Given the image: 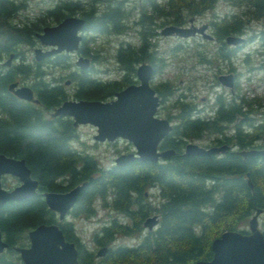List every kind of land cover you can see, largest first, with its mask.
<instances>
[{
	"label": "trees",
	"instance_id": "trees-1",
	"mask_svg": "<svg viewBox=\"0 0 264 264\" xmlns=\"http://www.w3.org/2000/svg\"><path fill=\"white\" fill-rule=\"evenodd\" d=\"M122 1L86 0L85 7H81L79 0H57L51 8L41 11L42 15L57 21L80 10L78 16L84 20L81 30L93 34L126 31L131 26L127 22L128 11L132 8L140 11L138 20L132 22L137 24L138 44L120 41L115 51L118 67L125 75L119 79H102L92 74L89 63L78 72L70 70L67 76L75 85L72 98L106 100L133 81L135 65L141 62L150 64L152 73L160 72L164 66L162 56L155 54L150 41L156 34L155 29L166 23L181 24L186 13L202 14L217 0H134L129 9ZM228 1L236 6L244 5L243 12L251 11L256 18L263 17L258 37L262 55L259 67L264 70V0ZM24 5V0H0V152L23 158L30 175L37 180V192L21 200H8L0 206V233L7 243L0 252V264H22L13 246L27 245V231L39 223H57L64 238L74 243L78 261L92 264L90 251L77 240L71 223L57 222L55 212L46 206L41 195L44 190L64 191L81 181L86 183L70 213L87 215L92 212L90 205L94 197L106 198L111 193L115 211L138 217L131 227L104 226L96 231L102 244L108 242L112 231L135 230L138 221L149 211L158 215L155 228L142 235L137 244L110 249L96 264H125L127 261L131 264H193L198 259H209L212 238L223 230L243 231L244 227L237 224L244 225L255 210L264 209V154L242 155L239 150L226 149L217 154H182L188 138L203 135L221 134V139L216 138L218 143L231 142L239 149L250 147L262 129L251 116L256 109L253 101L258 98H245L237 93L225 98L217 94L213 97L212 116L205 117L194 115V104L178 96L173 104L175 114L166 116L169 122L171 117L175 121L170 122L169 132L159 143L160 148L173 149L167 159L152 162L134 158L120 165L102 167L90 152L72 145L77 132L71 119L48 113L66 99V93L53 79L48 81L39 62L32 64L22 56L20 46L35 43L34 33L41 29L36 21L42 18L20 17L19 22L16 16ZM240 21L235 13L219 15L212 21L217 29L216 40L220 43L224 41L223 35L239 33ZM85 40L87 37L82 34L77 48L82 55L88 53ZM9 53L18 61L5 66L2 61ZM63 56L65 58L64 53H58L50 60L63 64L66 60H61ZM18 78L27 79L21 82L32 88L39 104L19 99L7 89V84ZM152 87L160 100L173 94L167 82L160 81ZM256 104L260 105L259 101ZM236 114H241L238 122ZM229 123L233 131L224 134L223 129ZM151 186L159 198L155 204L145 202L142 197L143 191ZM262 234L264 238V230Z\"/></svg>",
	"mask_w": 264,
	"mask_h": 264
},
{
	"label": "water",
	"instance_id": "water-1",
	"mask_svg": "<svg viewBox=\"0 0 264 264\" xmlns=\"http://www.w3.org/2000/svg\"><path fill=\"white\" fill-rule=\"evenodd\" d=\"M83 18L77 15H66L54 24L44 25L40 31H35V37L43 46H35L32 55L35 60H41L60 51H75L80 42V29ZM205 23L199 26H179L166 24L159 30L162 35L188 36L199 33L204 38H211L205 32ZM243 38L228 34L224 37L226 43L236 44ZM12 58L9 53L2 61L8 66ZM74 63L80 68L86 67L88 59L77 55ZM152 74L151 65L145 62L135 67L137 82L130 83L115 91L113 97L107 100L100 99H71L62 100L49 112L50 116H68L73 126L80 123H89L95 127L93 139L114 140L117 137L128 140L133 146V152H121L113 158L116 165L123 164L134 158L138 160L155 162L158 159H167L173 149L157 147L159 141L166 135L171 123L165 117L155 115L159 104V96L149 84ZM220 85L231 89V75L220 74L217 77ZM7 89L17 98L25 101L37 102L32 88L12 80ZM226 144L202 146L188 141L183 146V155H203L223 152ZM242 155L264 154L263 149L239 150ZM14 175L18 183L10 188L1 185V176ZM81 181L64 191H41L46 206L56 213L57 222L61 221L66 211L73 205L77 194L85 185ZM249 186L251 183L247 180ZM37 180L30 175V170L23 158L12 157L0 152V206L8 200H21L35 194ZM260 208L248 218V233L239 230H223L212 238L210 259H198L193 264H264V238L262 231L257 227V214ZM157 222L156 215L146 216L142 224L150 230ZM28 244L14 245L22 264H83L77 259V249L74 243L64 238L57 223H39L27 231ZM7 247L6 241L0 233V252ZM105 247L100 248L96 254H103Z\"/></svg>",
	"mask_w": 264,
	"mask_h": 264
},
{
	"label": "rangeland",
	"instance_id": "rangeland-1",
	"mask_svg": "<svg viewBox=\"0 0 264 264\" xmlns=\"http://www.w3.org/2000/svg\"><path fill=\"white\" fill-rule=\"evenodd\" d=\"M25 5L16 18H27L28 20H37V16H42L36 23L40 27L44 25L54 24L57 21L53 20V17L48 15H42L41 11L51 8L57 0H24ZM74 1V0H73ZM81 1V7H85L83 3L86 0ZM123 5L128 9L132 7L134 0H123ZM246 7L236 6L228 0H217L213 7L204 11L202 14L196 15L194 19L198 22L212 19L214 13L219 15L224 12L235 13L238 15L240 26L239 33H229L235 36H241L242 41L238 42L235 46V54L231 55L228 59H221L217 53L219 42L213 39L204 38L199 35H190L186 38H181L177 35H162L159 33L160 27L155 29L156 34L150 39L153 42V49L155 54L162 56L164 63L163 68L160 72L153 73L149 79V84L157 85L160 81L167 82L169 87L172 88L173 94L160 100L159 105L155 110V115L159 117H165L167 115L173 116L176 112V107L173 106L176 98L181 96L185 100H190L195 106L207 107L213 101V97L217 94H221L223 97L228 96V88L219 85L216 80V75L220 71L226 70L228 65L232 68L233 73H237L235 76V83L237 86L236 93L239 96L245 98H258V101H253V105L256 109L252 111L251 116L255 119L264 117V70L259 67V63L262 59L260 52V42L258 33L262 28V16L254 17V14L249 12H243ZM80 10L72 12V15H79ZM71 14V13H70ZM192 14L186 13L184 21ZM27 16V17H26ZM159 19V18H158ZM131 25L124 33H86L81 31L87 37L84 42V46L88 49L87 54L82 56L86 57L92 66V74L102 79H119L125 75L121 68L118 67V63L115 58V51L120 41H130L131 44H138L139 38L137 37L134 29L137 28L135 25L128 22ZM169 24V23H166ZM164 24V25H166ZM163 25V26H164ZM201 25V23H200ZM162 26V27H163ZM196 26V25H195ZM199 26V25H198ZM38 29L36 31H40ZM206 33H209L205 30ZM210 34V33H209ZM211 35V34H210ZM92 36V39L89 37ZM212 36V35H211ZM175 45L177 47H175ZM223 45L226 44L223 41ZM35 46H40L44 49L37 38L33 45L22 44L20 49L22 56L29 59V62L35 64L40 63V67L44 72V75L49 80L61 85L62 89L66 93V98H72V92L74 89V82L69 79L67 72L79 71L80 67L74 63L77 51L72 54H65L61 58L65 62L63 64L46 61L44 58L41 60H35L32 55V49ZM6 57L3 58V60ZM46 58V57H45ZM47 59V58H46ZM18 61L17 57H12L11 61ZM10 61V62H11ZM136 66V65H135ZM43 75V76H44ZM130 79L129 76L126 77ZM18 80L26 82L27 79ZM17 80V81H18ZM29 80V79H28ZM18 81V82H19ZM23 82V83H24ZM108 97L107 99L111 98ZM205 110V109H204ZM203 110V111H204ZM171 123H174L173 117L169 118ZM76 137L71 140L73 146L79 150H87L94 158L97 163L102 167H108L113 163V158L121 152H127L130 150V143L126 139L116 138L115 140H104L99 141L93 139L95 133V127L89 123H80L75 126ZM209 136L203 135L199 138H188L186 141H191L196 144L205 146L209 144ZM130 144V145H129ZM18 183V179L11 174H4L1 176V185L5 188H10ZM147 195L143 196V199L149 201L150 204L158 202L156 189L151 186L146 190ZM109 201V199H108ZM111 202V200H110ZM92 212L85 215L82 213L66 214V221H69L73 227L74 233L78 237V240L86 247L96 249V242L94 241V232L98 231L100 226L105 222L109 224L111 217H118L121 220H126L119 212L110 210L109 207L104 206L100 196L94 197L91 201ZM155 211H149L146 215H149ZM122 216V217H121ZM259 221V227L264 226V209L257 215ZM250 217V215H249ZM248 217V218H249ZM134 220H138V217H133ZM143 219V218H142ZM141 220L136 224L137 228L128 233L116 231L114 234V242L130 245L135 243L141 234L145 232V229L141 225ZM129 221V220H128ZM132 224V221L130 222ZM238 223V222H237ZM134 224V223H133ZM139 224V227H138ZM240 227L247 228V223L244 225L239 223ZM243 225V226H242ZM131 226V225H130ZM125 264H131L127 261Z\"/></svg>",
	"mask_w": 264,
	"mask_h": 264
},
{
	"label": "flooded vegetation",
	"instance_id": "flooded-vegetation-1",
	"mask_svg": "<svg viewBox=\"0 0 264 264\" xmlns=\"http://www.w3.org/2000/svg\"><path fill=\"white\" fill-rule=\"evenodd\" d=\"M124 6V5H123ZM125 7V6H124ZM126 8V7H125ZM139 9L138 8H132V10H130V11H128V15H127V22H130L131 24H133L132 22H135L136 20H138V18H139ZM215 14V16H212L213 18L212 19H209V20H205V21H203V22H198V21H196L195 19H194V17L196 16V15H191V16H189L187 19H186V21H182V23L181 24H175V25H179V26H186V25H192V26H198V25H200V23L202 24V23H205V30H207L211 35H212V38H210V39H213L214 38V41H216V35H217V33H216V31H217V29H215V27H214V25H213V23H212V21H214L215 19H218L219 18V14L218 13H214ZM57 21H59V20H57ZM133 25H135V26H137V24H133ZM82 31V30H81ZM80 31V32H81ZM136 31H137V28H135L134 29V32L136 33ZM125 31H123V32H121V33H124ZM80 35H82L81 33H80ZM136 35H137V33H136ZM193 35H199L200 36V34L199 33H194ZM226 35V34H225ZM225 35H223L222 36V38L225 36ZM190 36V35H189ZM189 36H187V37H189ZM179 37H181V36H179ZM181 38H186V37H181ZM223 40V39H222ZM221 41V40H220ZM223 42V41H222ZM222 42H220L219 44H218V48H217V53H218V55L220 56V58L221 59H228V61H229V59H230V57H231V55H234L235 54V46L236 45H239V44H229V45H226V47L223 45V43ZM225 43V42H224ZM44 48H48L47 46H43ZM63 52H66V51H61V52H58V53H63ZM73 52H75V51H73ZM58 53H55V54H58ZM72 54V52H67V53H65L66 55L67 54ZM55 54H52V55H50V56H48L47 57V59H46V61H50V58H52V56H54ZM82 55L80 52H78L77 51V54H76V56L77 55ZM75 60V59H74ZM89 64H90V62H89ZM89 64H88V66H89ZM138 65V64H137ZM136 65V66H137ZM135 66V67H136ZM228 68L226 69V70H224V71H220V73L218 74V75H220V74H230L231 75V89H229L228 87V93H229V97L230 96H232V95H234L235 93H236V90H235V86H236V83H235V76H236V74L237 73H233V71L231 70L232 68L230 67V65H228L227 66ZM134 74H135V71H134ZM153 74V73H152ZM218 75H216V80H217V77H218ZM218 81V80H217ZM137 82V79H136V75H134V78H133V81L132 82H130V83H136ZM130 83H128V84H130ZM218 84H219V82H218ZM127 85V84H126ZM126 85H124V86H126ZM220 85V84H219ZM123 86V87H124ZM224 87H226V86H223V88ZM154 89V88H153ZM155 91V90H154ZM156 93V92H155ZM33 94H34V92H33ZM114 94V93H113ZM157 94V93H156ZM158 95V94H157ZM34 96H35V94H34ZM112 97H113V95H112ZM228 96H225V98H229ZM215 98V97H214ZM71 99H76V98H71ZM214 100V99H213ZM159 102H160V97H159ZM33 103H35V104H39L38 103V101L37 102H33ZM159 105V104H158ZM205 105H203V106H200V107H198V106H195L194 105V115H199V116H205V117H207V116H209V117H211L212 116V113L214 112V107H215V105H213V101H212V103L210 104V106H207V107H204ZM157 108V107H156ZM205 109V110H204ZM204 110V111H203ZM51 111V110H50ZM50 111H48V113L50 112ZM241 114H236V119H235V121L236 122H238L239 120V118L241 117L240 116ZM70 118V117H69ZM263 117H261V118H258V119H256V121H255V125H257V126H262V129H261V132L260 133H258V137L256 138V139H253V141H252V143H251V145H250V147H247V148H242V149H239L238 147H237V145H234V144H232L231 142L230 143H223L222 142V144H226L227 145V148H226V150H232V151H238V150H244V149H263L264 148V125H261V124H263L264 123V120L262 119ZM71 119V118H70ZM263 121V122H262ZM71 122H72V120H71ZM73 125V124H72ZM77 126V125H76ZM75 127V126H74ZM230 127H232L231 126V123H229V125L227 126V127H225L224 129H223V133L224 134H228V133H230V132H232L233 130H231L230 131ZM221 135V134H220ZM220 135H218V136H209L210 138H209V144L210 145H221V143H218V141L219 140H217L216 138H218V139H221V137L222 136H220ZM117 138H119V137H117ZM116 139V138H115ZM114 139V140H115ZM104 141V140H103ZM130 143V142H129ZM159 143H160V141H159ZM159 143H158V145H157V147L159 148V149H163V148H160L159 147ZM131 144V143H130ZM129 144V145H130ZM205 146H208V145H205ZM166 148H168V147H166ZM129 151H131V152H133L134 150H133V146H132V144L130 145V150ZM217 153H222V152H216V153H214V154H217ZM260 155H263V154H260ZM257 156H259V155H257ZM159 160V159H158ZM161 161L162 160H165V159H160ZM113 164V163H112ZM69 189V188H68ZM67 190V189H66ZM145 195H147V192L146 191H143V193H142V197L143 196H145ZM113 196H112V194L110 193H108L107 194V197L106 198H103V197H101V199H102V202H103V204H104V206H107V208L109 207V203H110V210H114V208L112 207V200H113V198H112ZM108 199H109V201H108ZM110 200H111V202H110ZM144 201L145 202H147L145 199H144ZM133 206H137V203L135 202L134 204H133ZM72 207V206H71ZM71 207L66 211V213H65V215H64V217H63V221L66 219V214H68V213H70V210H71ZM134 207V208H135ZM263 209H261L260 210V212L262 211ZM259 212V213H260ZM122 216H124L125 218H126V220H121V219H119L118 217H116V216H114V217H111L110 218V220L108 221L109 222V224H106L105 222H103V224L100 226V228H99V230L101 231V228L102 227H107V226H110V227H112V228H114V226H122V225H124V226H128V227H131L132 225H133V223H134V218L131 216V215H129V214H125V213H121V212H119ZM258 213V214H259ZM156 215V217H157V222L152 226V228H155V226L157 225V223H158V215H157V213L156 212H153V213H151V214H149V215ZM257 214V215H258ZM55 215H56V213H55ZM149 215H144V217H143V219L146 217V216H149ZM121 216V217H122ZM258 217V216H257ZM142 219V218H141ZM140 219V220H141ZM143 219H142V221H143ZM61 220V221H62ZM129 220V221H128ZM66 221V220H65ZM132 221V224L130 223ZM142 221H141V225H142V227L145 229V232L144 233H142L141 234V236H140V238H138V240L135 242V243H133V244H130V245H135V244H137L138 243V241L142 238V235H144L147 231H150V230H147V228L142 224ZM131 225V226H130ZM259 221L257 220V227L261 230V231H263L264 230V226L261 228V227H259ZM138 227H139V224H138ZM140 228V227H139ZM98 230V231H99ZM240 231V230H239ZM241 232H243V233H248L249 232V230H248V228H244L243 229V231H241ZM101 233V232H100ZM116 233V231H112L111 232V237L109 238V240H108V242H106L105 244H102L101 243V241H99L98 239H97V236L98 235H96V233L94 232V241L96 242V249L93 251V248H89V247H84V249L86 248V251H90V254H89V258H90V261L92 262V264H96L98 261H100L101 260V258H103V256H105L106 255V253H107V251L108 250H110V249H116L117 247H120V246H122V245H125V246H127L126 244H121V243H115L114 242V234ZM77 240H78V237H77ZM79 241V240H78ZM80 242V241H79ZM81 243V242H80ZM82 244V243H81ZM102 247H105V251H104V253L103 254H100V255H97L96 254V252L100 249V248H102ZM211 256H212V252H211ZM211 258V257H210ZM209 258V259H210ZM84 264V263H83Z\"/></svg>",
	"mask_w": 264,
	"mask_h": 264
}]
</instances>
